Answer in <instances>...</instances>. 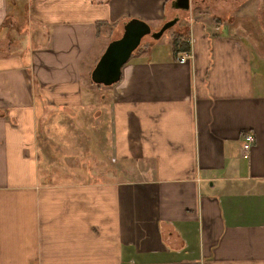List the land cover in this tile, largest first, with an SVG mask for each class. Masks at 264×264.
I'll return each instance as SVG.
<instances>
[{"label": "crops", "instance_id": "0c3cea01", "mask_svg": "<svg viewBox=\"0 0 264 264\" xmlns=\"http://www.w3.org/2000/svg\"><path fill=\"white\" fill-rule=\"evenodd\" d=\"M173 3L0 0V264H264V38L234 34L247 3ZM131 18L183 19L189 50L92 83Z\"/></svg>", "mask_w": 264, "mask_h": 264}, {"label": "water", "instance_id": "95a60500", "mask_svg": "<svg viewBox=\"0 0 264 264\" xmlns=\"http://www.w3.org/2000/svg\"><path fill=\"white\" fill-rule=\"evenodd\" d=\"M174 6L181 9L189 8V0H174ZM176 18L166 21L153 31L144 20L131 18L123 24L119 37L112 39L106 45L90 72V80L97 85L109 86L119 81L121 69L128 61L132 52L139 46L146 35L152 39H159L170 28Z\"/></svg>", "mask_w": 264, "mask_h": 264}, {"label": "rangeland", "instance_id": "374dc122", "mask_svg": "<svg viewBox=\"0 0 264 264\" xmlns=\"http://www.w3.org/2000/svg\"><path fill=\"white\" fill-rule=\"evenodd\" d=\"M236 3H247L246 9L248 11V14L245 15V17L238 19V22L242 27L238 30V33L234 34L246 35L248 39L251 38L250 41L258 40V38H261L262 36L264 38V0H237V2H235L234 0H190L189 9L187 11L185 10V24L186 21H188L187 19L195 18L199 15L205 16L206 19L213 20L215 17H218V15H222V12L225 11L224 13L226 15L228 14L229 16V12L227 11L226 13V10H229V8L236 5ZM182 20L180 22V26L177 27L174 25L168 28L161 36V41L168 42V36H170V39H172L174 36L178 35L182 36L183 39V33L185 32L186 34L187 29L185 28L184 31L183 25L185 24ZM158 29L159 28H153L152 30L155 31ZM234 30L235 29L230 28L228 30L229 35L232 34ZM120 34L121 32L119 34H116V37L114 36L113 39L119 37ZM16 37V35L10 34L8 40L11 42H15V40H17ZM154 40L155 39H152L149 35H146L142 38L139 46L132 52V54L137 49L141 48L143 44L149 43ZM4 41L6 40L4 39ZM9 47L12 48V45H9Z\"/></svg>", "mask_w": 264, "mask_h": 264}, {"label": "built area", "instance_id": "2783aa9c", "mask_svg": "<svg viewBox=\"0 0 264 264\" xmlns=\"http://www.w3.org/2000/svg\"><path fill=\"white\" fill-rule=\"evenodd\" d=\"M188 58H189V53L185 52L180 56V58L178 60L180 63H185L188 60ZM254 140H255V138L251 133H247V134L243 135V144H242L243 157H247L248 151L251 148Z\"/></svg>", "mask_w": 264, "mask_h": 264}, {"label": "trees", "instance_id": "16d2710c", "mask_svg": "<svg viewBox=\"0 0 264 264\" xmlns=\"http://www.w3.org/2000/svg\"><path fill=\"white\" fill-rule=\"evenodd\" d=\"M171 44H172V48H173L174 53H177L179 51H188L189 50L188 43L181 40L180 35L174 36L171 40Z\"/></svg>", "mask_w": 264, "mask_h": 264}]
</instances>
